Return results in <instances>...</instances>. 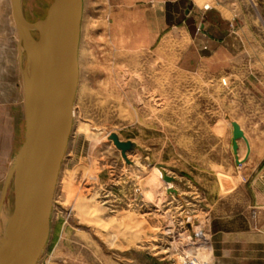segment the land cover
Wrapping results in <instances>:
<instances>
[{
    "label": "rangeland",
    "instance_id": "rangeland-1",
    "mask_svg": "<svg viewBox=\"0 0 264 264\" xmlns=\"http://www.w3.org/2000/svg\"><path fill=\"white\" fill-rule=\"evenodd\" d=\"M54 1L21 0L25 20ZM19 41L0 0V199L25 141ZM78 65L38 264H264V0H83Z\"/></svg>",
    "mask_w": 264,
    "mask_h": 264
},
{
    "label": "water",
    "instance_id": "water-1",
    "mask_svg": "<svg viewBox=\"0 0 264 264\" xmlns=\"http://www.w3.org/2000/svg\"><path fill=\"white\" fill-rule=\"evenodd\" d=\"M21 0H12V14L27 50L21 70L24 85L25 141L19 151L15 213L7 238L0 247V264H38L51 231L55 192L73 128V105L78 90L83 0H55L44 21L28 23ZM37 30L39 40L30 45L27 32ZM22 55V53H21ZM232 148L236 155L244 133L232 123ZM123 159L136 150L132 142L109 136ZM237 164H240L237 161ZM162 180L169 184L162 165ZM168 193L177 192L169 189ZM4 191L0 207L4 199Z\"/></svg>",
    "mask_w": 264,
    "mask_h": 264
},
{
    "label": "bare ground",
    "instance_id": "bare-ground-1",
    "mask_svg": "<svg viewBox=\"0 0 264 264\" xmlns=\"http://www.w3.org/2000/svg\"><path fill=\"white\" fill-rule=\"evenodd\" d=\"M21 13H22V11H21ZM31 32H33V31H31ZM31 32H27V39L30 42V45L35 46L36 42L33 40ZM19 40H20L19 41L20 42V47H19L20 53L27 54L28 47L25 46L24 39L22 37H19ZM73 115H74V112H73ZM240 128L243 131V128L242 127H240ZM243 139L246 140V142L248 144V149L250 152V144H249L245 135H244ZM237 153H239V152H237ZM16 162H17V159L14 160V162L11 166L9 175L7 177V180L4 183L5 184L4 185V193L5 194H4V199H3L2 205L0 207V247L3 246L4 241L7 238L9 225H10L11 220H12L14 213H15V205H16V197H17V182H18V176H19V172H20V169H19V167H17ZM154 170L157 172L158 176L162 179V171L160 169H158L156 166L154 167ZM163 170L168 174V172L166 171L165 168ZM169 184H173V183H169ZM169 184L165 183L167 190L173 189V188H170L171 186ZM196 253H198L200 258H202V259H205L207 257V254H208V252L203 253V252H197V251H196ZM198 254H197V256H198Z\"/></svg>",
    "mask_w": 264,
    "mask_h": 264
},
{
    "label": "crops",
    "instance_id": "crops-1",
    "mask_svg": "<svg viewBox=\"0 0 264 264\" xmlns=\"http://www.w3.org/2000/svg\"><path fill=\"white\" fill-rule=\"evenodd\" d=\"M13 22H14V24H15L14 18H13ZM232 133H233V131H232ZM231 240H232V235H231Z\"/></svg>",
    "mask_w": 264,
    "mask_h": 264
}]
</instances>
